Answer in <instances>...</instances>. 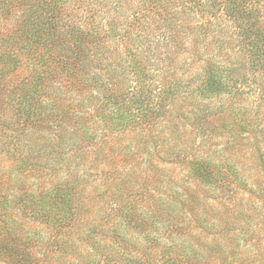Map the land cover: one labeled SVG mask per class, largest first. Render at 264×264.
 Listing matches in <instances>:
<instances>
[{
  "label": "rangeland",
  "instance_id": "obj_1",
  "mask_svg": "<svg viewBox=\"0 0 264 264\" xmlns=\"http://www.w3.org/2000/svg\"><path fill=\"white\" fill-rule=\"evenodd\" d=\"M193 63L154 74L162 91L183 81L171 102L126 99L112 129L102 116L114 110L95 102L83 133L64 120L75 139L60 144L52 94L22 134L0 136V264H264V102L255 89L198 94Z\"/></svg>",
  "mask_w": 264,
  "mask_h": 264
},
{
  "label": "trees",
  "instance_id": "obj_2",
  "mask_svg": "<svg viewBox=\"0 0 264 264\" xmlns=\"http://www.w3.org/2000/svg\"><path fill=\"white\" fill-rule=\"evenodd\" d=\"M180 55H189L182 64ZM188 59L203 62L198 94L255 89L253 102H264V0H0V136L7 142L10 130L22 134L52 94L49 113L64 123L60 144L75 139L64 120L77 116L83 133L95 102L114 110L102 116L112 129L126 99L143 105L153 92L171 102L183 81L162 91L166 82L154 74L179 72ZM206 168L211 164L194 162L195 175L211 183ZM63 193L54 192L60 226Z\"/></svg>",
  "mask_w": 264,
  "mask_h": 264
}]
</instances>
